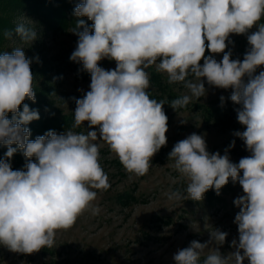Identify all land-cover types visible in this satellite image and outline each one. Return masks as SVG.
<instances>
[{
	"label": "clouds",
	"instance_id": "1",
	"mask_svg": "<svg viewBox=\"0 0 264 264\" xmlns=\"http://www.w3.org/2000/svg\"><path fill=\"white\" fill-rule=\"evenodd\" d=\"M73 14L78 19L70 31L78 41L70 60L91 76L90 90L75 100L73 128L87 122L86 134L49 130L29 139L25 126L39 119L38 110L24 103L36 100L32 60L19 47L0 53V145L7 148L0 159V245L22 254L53 247L58 230L71 228L89 210L99 211L92 189L110 185L99 163L98 139L130 179L148 173L152 158L167 144L168 131L166 102L150 98L147 91L146 69L155 65L169 84L183 83L188 90L171 101L174 110L204 97V80L232 89L230 100L239 105L237 120L245 128L233 135L251 153L233 163L227 150L209 153L205 138L196 133L174 145L168 160L188 183L187 197L180 189L170 190V201H202L210 189L219 195L230 179L243 190L234 200L239 208L234 251L221 253L218 246L228 233L214 229L208 241L193 240L178 249L175 264H264V70L256 74L264 66V0H82ZM254 26L257 30L249 34ZM14 33L24 43L38 39V32L24 23ZM231 34L247 35L250 48L243 60L225 51ZM4 36L11 39L13 32ZM206 51L223 53L222 60L205 56ZM105 58L115 61L116 68L100 67ZM220 101L223 105L225 97ZM234 146L235 140L229 148ZM18 149L27 160L23 170H13L9 163Z\"/></svg>",
	"mask_w": 264,
	"mask_h": 264
},
{
	"label": "rangeland",
	"instance_id": "2",
	"mask_svg": "<svg viewBox=\"0 0 264 264\" xmlns=\"http://www.w3.org/2000/svg\"><path fill=\"white\" fill-rule=\"evenodd\" d=\"M6 23L11 24L9 30L4 26ZM19 23L34 28L38 39L33 43L21 41L14 33ZM260 23H264V19ZM73 27L54 30L27 10H0V53L11 52L17 47L24 49L25 55L32 60L33 87L47 93L46 99L53 101L59 115L74 114L75 100L83 98L90 90V73L82 64L70 60L78 41V36L70 31ZM256 30L254 26L249 34ZM6 31L13 32L11 39L4 36ZM229 40L231 43L226 41L228 47L225 51L231 52L232 59L243 60L250 48L247 35L231 34ZM208 55L218 62L223 57V53L206 51L205 56ZM200 63L202 65L203 60ZM99 66L112 70L116 63L105 58ZM262 70L264 66L258 68L256 74ZM146 71L150 77L147 90L150 98L166 102L163 110L168 117L167 144L152 158L148 173L130 179L131 174L126 172L116 155L98 139L95 143L101 145L99 163L110 185L106 190L92 189L97 192L93 205L99 211L93 214L89 210L78 217L71 228L58 230L53 247L22 254L0 245V264H175L173 255L178 249L188 247L193 240L208 241L214 229L228 233L225 243L218 246L221 253L227 255L234 251L231 241L238 239L234 219L239 212L234 200L243 195L238 181L233 183L230 179L219 195L210 189L202 201H170L167 196L170 190L180 189L187 197L188 181L172 167L174 162L168 160V154L178 141L192 133L205 138L209 153L224 155L227 150L233 163L251 155L244 142L233 135L245 128L237 120L239 105L230 100L232 89L209 86L204 80L206 95L198 100L194 98L185 108L174 110L166 92L174 99L188 94L183 83L169 84L167 74L157 71L155 65ZM153 75L157 78L154 79ZM221 96L225 97L223 105ZM69 129L85 134L90 130L87 122L66 130ZM60 133L63 132H57ZM233 140L235 146L229 148ZM32 159L35 162V158ZM24 162L27 163L26 158ZM212 246L217 245L213 243ZM244 264L248 261L245 260Z\"/></svg>",
	"mask_w": 264,
	"mask_h": 264
},
{
	"label": "trees",
	"instance_id": "3",
	"mask_svg": "<svg viewBox=\"0 0 264 264\" xmlns=\"http://www.w3.org/2000/svg\"><path fill=\"white\" fill-rule=\"evenodd\" d=\"M82 0H0V10L21 12L27 10L29 13L36 15V17L43 23L47 24L54 30L62 29L68 26H74L77 17L73 14L74 8ZM89 26L92 21L86 17L83 18ZM6 30H9L11 24H4ZM153 78L157 77L153 75ZM153 79V80H154ZM159 85V83H158ZM36 100L33 102L30 99L24 101L30 109L38 110L39 119L31 121L27 127L31 131L29 139L34 140L37 136L44 135L49 130L57 132H64L68 128H73L74 114L59 115L53 106V101H48L47 93L43 89L34 87ZM169 100H174L171 93L166 92ZM164 98V97H163ZM23 110V105L20 111ZM12 114H8L11 119ZM13 147H17L13 145ZM7 151L6 146L0 145V159L4 158V153ZM24 155L22 150H17L13 157L9 160L13 170L24 169Z\"/></svg>",
	"mask_w": 264,
	"mask_h": 264
}]
</instances>
